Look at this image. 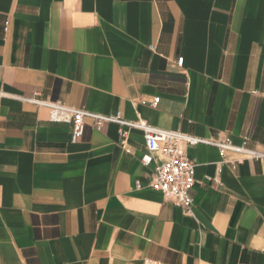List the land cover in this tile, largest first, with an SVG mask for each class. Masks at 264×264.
<instances>
[{
  "label": "crops",
  "instance_id": "obj_1",
  "mask_svg": "<svg viewBox=\"0 0 264 264\" xmlns=\"http://www.w3.org/2000/svg\"><path fill=\"white\" fill-rule=\"evenodd\" d=\"M34 96L262 148L264 0H0V264H264V162L181 144L186 209L143 130L124 147L88 119L74 142Z\"/></svg>",
  "mask_w": 264,
  "mask_h": 264
},
{
  "label": "built area",
  "instance_id": "obj_2",
  "mask_svg": "<svg viewBox=\"0 0 264 264\" xmlns=\"http://www.w3.org/2000/svg\"><path fill=\"white\" fill-rule=\"evenodd\" d=\"M9 21L5 29L8 30ZM184 58L178 59L183 64ZM37 105L45 106L50 110V118L56 122H67L72 127V140L74 142L84 135L87 120L91 119L97 130H103L106 124L116 123L120 126L119 133L122 146H128L129 130L138 128L145 133V151L141 162L145 167H153L150 185L160 190L164 195L189 209L193 205L190 194L195 185L196 163L182 150L181 144L196 145L200 143L218 147L223 156V162L228 163L233 169L247 160H259L264 162V147L252 146L249 136H243L242 142L236 144L230 137L223 140H215L192 135L180 130L161 128L149 124L141 118L129 120L119 111L114 114H102L84 108H78L60 101L43 99L39 96L26 98ZM160 97L152 101L142 100V103L157 107ZM229 153L237 155L236 158H228Z\"/></svg>",
  "mask_w": 264,
  "mask_h": 264
}]
</instances>
